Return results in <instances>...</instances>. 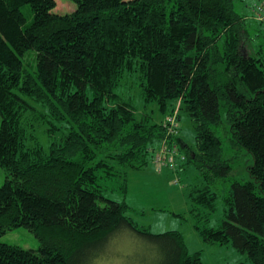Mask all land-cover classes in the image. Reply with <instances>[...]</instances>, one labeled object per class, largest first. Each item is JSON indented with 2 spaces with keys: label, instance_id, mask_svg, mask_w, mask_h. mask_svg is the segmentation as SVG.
Wrapping results in <instances>:
<instances>
[{
  "label": "trees",
  "instance_id": "1",
  "mask_svg": "<svg viewBox=\"0 0 264 264\" xmlns=\"http://www.w3.org/2000/svg\"><path fill=\"white\" fill-rule=\"evenodd\" d=\"M72 1L60 13L56 0H0V235L22 226L39 242L0 240V264H89L125 229L145 237L160 264H203L179 230L139 228L124 199L103 193L107 179L148 164L152 145L178 138L168 120L179 132L177 99L195 127L186 164L203 185L188 193L193 210H213L212 186L232 172L215 133L221 108L231 145L253 158L248 178L230 181L219 225L195 229L264 264V52L249 46L258 30L249 34L235 0ZM37 121L48 125L46 149Z\"/></svg>",
  "mask_w": 264,
  "mask_h": 264
},
{
  "label": "rangeland",
  "instance_id": "2",
  "mask_svg": "<svg viewBox=\"0 0 264 264\" xmlns=\"http://www.w3.org/2000/svg\"><path fill=\"white\" fill-rule=\"evenodd\" d=\"M262 3L264 4V0H235L234 2V10L246 17L245 23H248L249 34L255 35L254 32L258 30L256 31L258 35H255L252 43L249 44L251 51L254 53L257 51L256 47L262 48L264 52V19L260 23L256 22L253 11L256 4ZM72 9H74L72 0H56L54 11L64 13ZM21 10L25 20L30 22L32 14L29 7L23 5ZM131 93L135 96V107L142 109L140 99L137 97V88L134 87ZM173 105L171 115L175 116L176 111H178L179 116V132L174 130L173 139L178 137L181 140L178 142L177 138L172 142V145L176 144L179 154L185 158L184 160L178 158V162L185 161L179 166L181 170L175 173L172 171L173 176H179V184L171 185L170 179L172 176L168 179L165 176L167 171L165 169L160 173L161 178H157L159 172L155 170L152 163L155 161V148L153 147L155 145L161 146L157 142L148 150V164L141 166V168H126L125 174H120L119 177L113 179H107L103 193L107 198L118 201L124 199L129 206L128 216L139 228L145 227L152 233L179 230L188 251L200 252L203 264H252L246 254L234 249L230 242H224V244L206 242L200 237L194 226L195 224L219 225L224 217L223 210L225 205L223 204V196L226 195L230 188V181L235 178L240 180L247 179L248 170H246V165L251 164L253 158L245 149L231 145L225 107L221 108L222 120L215 127V133L222 138L225 155L231 157L233 154L234 156L232 172L229 177L212 186V189L214 190L215 188L217 192L213 210L210 211L203 205L199 209L193 210L190 195L188 194L190 186L186 184L190 182V184H195L198 188L203 185L202 179L198 176L193 164L189 162L186 164L188 151H196L195 127H193V121L186 111L180 110V99H177ZM152 108L154 110L153 113L156 114L155 106ZM34 123L32 133L35 135L36 140L41 142L46 149L50 141L47 133L48 125L39 121ZM50 128L49 130L52 133ZM64 135V130L56 131L54 139L59 140ZM184 169L186 174L182 173ZM4 178L5 173L0 168V185L4 182ZM198 211L199 214H197ZM0 240L21 245L25 248H37L39 244L37 237L22 226L8 229L7 232L0 235ZM106 246L89 264H160V255L157 249L145 237L140 236L133 230L125 229L121 233L115 234L110 238Z\"/></svg>",
  "mask_w": 264,
  "mask_h": 264
},
{
  "label": "built area",
  "instance_id": "3",
  "mask_svg": "<svg viewBox=\"0 0 264 264\" xmlns=\"http://www.w3.org/2000/svg\"><path fill=\"white\" fill-rule=\"evenodd\" d=\"M253 11L255 12V17L257 19H264V4H259V5H255V7L253 8ZM174 119L175 117H169L168 120L171 122V126L170 128L172 129L171 132L172 134L174 133ZM155 152H154V158L155 161L153 163H158L159 165H162L163 167H168L171 171H173L174 173L178 170H181V168H179L180 164H182L185 161H179L178 162V158L180 160H184L185 158L183 156H181V154H179V150L177 149V145L174 144H167L165 143V141H163L161 146L155 145ZM171 183L176 185L179 184V176L175 175L173 177V179L171 180Z\"/></svg>",
  "mask_w": 264,
  "mask_h": 264
},
{
  "label": "crops",
  "instance_id": "4",
  "mask_svg": "<svg viewBox=\"0 0 264 264\" xmlns=\"http://www.w3.org/2000/svg\"><path fill=\"white\" fill-rule=\"evenodd\" d=\"M153 163V162H152ZM154 164V168H155V170L157 171V172H159L158 174H157V178H161L160 177V173L165 169V170H167L166 172H165V176L166 177H168V179L170 178V176H172V177H174L173 176V172L168 168V167H163L162 165H159L158 163H153ZM186 168V167H185ZM172 172V173H171ZM186 171H185V169H184V171H182V173H184V174H186L185 173ZM171 177V179H170V182H171V180L173 179ZM153 178H155V177H153ZM156 178V179H157ZM184 184H186V183H184ZM171 185H172V183H171ZM186 185H188V186H190V188H189V192L192 190V188L193 187H196V185L195 184H190V182H188ZM185 186V185H184ZM188 192V193H189ZM187 195V194H186ZM188 196V195H187Z\"/></svg>",
  "mask_w": 264,
  "mask_h": 264
}]
</instances>
